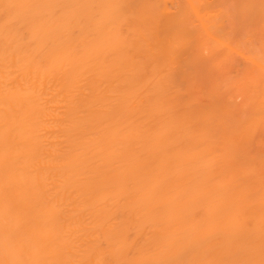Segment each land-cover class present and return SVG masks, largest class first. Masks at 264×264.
I'll list each match as a JSON object with an SVG mask.
<instances>
[{
    "label": "bare ground",
    "instance_id": "6f19581e",
    "mask_svg": "<svg viewBox=\"0 0 264 264\" xmlns=\"http://www.w3.org/2000/svg\"><path fill=\"white\" fill-rule=\"evenodd\" d=\"M0 264H264V0H0Z\"/></svg>",
    "mask_w": 264,
    "mask_h": 264
}]
</instances>
